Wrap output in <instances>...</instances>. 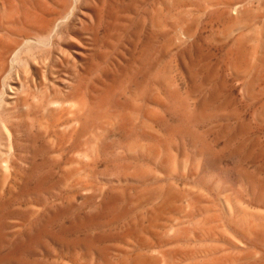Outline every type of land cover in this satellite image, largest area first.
I'll list each match as a JSON object with an SVG mask.
<instances>
[{
    "label": "rangeland",
    "instance_id": "1",
    "mask_svg": "<svg viewBox=\"0 0 264 264\" xmlns=\"http://www.w3.org/2000/svg\"><path fill=\"white\" fill-rule=\"evenodd\" d=\"M0 264H264V0H0Z\"/></svg>",
    "mask_w": 264,
    "mask_h": 264
},
{
    "label": "bare ground",
    "instance_id": "2",
    "mask_svg": "<svg viewBox=\"0 0 264 264\" xmlns=\"http://www.w3.org/2000/svg\"><path fill=\"white\" fill-rule=\"evenodd\" d=\"M53 23V22H52ZM36 40V39H35ZM94 150V149H93Z\"/></svg>",
    "mask_w": 264,
    "mask_h": 264
}]
</instances>
